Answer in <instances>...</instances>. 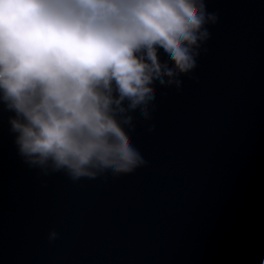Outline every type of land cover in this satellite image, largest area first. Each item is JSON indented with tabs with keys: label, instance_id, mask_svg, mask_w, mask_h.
Here are the masks:
<instances>
[{
	"label": "water",
	"instance_id": "obj_1",
	"mask_svg": "<svg viewBox=\"0 0 264 264\" xmlns=\"http://www.w3.org/2000/svg\"><path fill=\"white\" fill-rule=\"evenodd\" d=\"M204 2L195 67L122 125L131 172L30 167L0 101V264H261L264 0Z\"/></svg>",
	"mask_w": 264,
	"mask_h": 264
},
{
	"label": "clouds",
	"instance_id": "obj_2",
	"mask_svg": "<svg viewBox=\"0 0 264 264\" xmlns=\"http://www.w3.org/2000/svg\"><path fill=\"white\" fill-rule=\"evenodd\" d=\"M214 20L204 0H0V101L21 157L74 180L144 164L122 125L149 116L154 81L179 86Z\"/></svg>",
	"mask_w": 264,
	"mask_h": 264
}]
</instances>
